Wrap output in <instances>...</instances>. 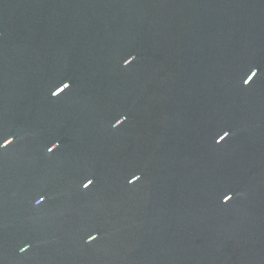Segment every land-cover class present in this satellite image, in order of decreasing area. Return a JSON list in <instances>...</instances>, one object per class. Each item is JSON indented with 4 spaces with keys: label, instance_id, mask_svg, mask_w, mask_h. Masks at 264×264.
Returning a JSON list of instances; mask_svg holds the SVG:
<instances>
[{
    "label": "water",
    "instance_id": "water-1",
    "mask_svg": "<svg viewBox=\"0 0 264 264\" xmlns=\"http://www.w3.org/2000/svg\"><path fill=\"white\" fill-rule=\"evenodd\" d=\"M9 138L0 264H264V0H0Z\"/></svg>",
    "mask_w": 264,
    "mask_h": 264
},
{
    "label": "snow or ice",
    "instance_id": "snow-or-ice-1",
    "mask_svg": "<svg viewBox=\"0 0 264 264\" xmlns=\"http://www.w3.org/2000/svg\"><path fill=\"white\" fill-rule=\"evenodd\" d=\"M125 61H128V60H125ZM256 75H257V72L252 71V72H251V75H248L247 78L243 80V83H244L245 85H247L250 81L253 80V78H254ZM68 87H70V84H69V83H67V86L65 87V89L68 88ZM56 95H57V94H56ZM124 119H126V118H124ZM229 135H230V133H229L228 131H224L223 134L219 136V137H220V140H217L216 142L219 143V142L225 140V138L228 137ZM11 142H12V139H11V138H9V139H5V140L3 141V143H0V148H3V147H5V146H7V145L10 144ZM48 151H49V152H52V151H53V148L49 147V148H48ZM133 178H135L134 180L139 179V177H135V176H134ZM130 182H131V181H130ZM93 183H94V180H93L92 178H89V179H87V180L82 184V188H83V189H87V188H89V186H91ZM45 199H46V197H45L44 195H41L38 199L35 200V204H36V205H40V204H42V203L45 201ZM223 200H224V201H228V200H230V196L225 195V196L223 197ZM94 239H96V236H89V237H88V240H89V241L94 240ZM27 247H28V246H25V247L20 248V252H24V251H26V250H27Z\"/></svg>",
    "mask_w": 264,
    "mask_h": 264
}]
</instances>
